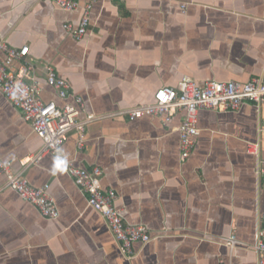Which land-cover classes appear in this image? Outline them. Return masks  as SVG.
<instances>
[{
    "label": "crops",
    "instance_id": "crops-1",
    "mask_svg": "<svg viewBox=\"0 0 264 264\" xmlns=\"http://www.w3.org/2000/svg\"><path fill=\"white\" fill-rule=\"evenodd\" d=\"M74 1L81 9L64 12L45 0H0V35L11 47L30 48L40 98L63 106L46 80L45 66L55 67L70 94L84 100L80 120L151 104L185 76L202 85L264 75V0ZM89 5L88 32L77 40L65 26L78 27ZM184 117L179 111L169 125L150 116L99 118L87 123L82 150L74 131L61 149L77 167H100L126 223L148 229L152 241L134 243L129 258L59 154L23 166L43 142L0 92V159L32 186L49 184L60 212L57 220L43 217L4 189L0 175V264H259L264 108L247 102L237 111L201 110L188 159L178 130ZM233 235L236 248L226 242Z\"/></svg>",
    "mask_w": 264,
    "mask_h": 264
},
{
    "label": "built area",
    "instance_id": "built-area-1",
    "mask_svg": "<svg viewBox=\"0 0 264 264\" xmlns=\"http://www.w3.org/2000/svg\"><path fill=\"white\" fill-rule=\"evenodd\" d=\"M45 1L52 2L64 12H75L81 9V4L74 0ZM90 10L91 5L86 6L78 27L75 28L71 23L65 26L67 32L77 40H83L88 32ZM0 53L5 55L4 60L0 58V92L12 106L22 112L23 118L31 124L33 133L43 142L41 150L26 158L22 162L23 166L27 168L32 164H38L48 154H59V161L67 165L70 177L81 193L87 197L89 207L104 218L122 253L129 258L133 255L134 243L145 245L152 241V237L145 226H133L126 223L122 210L116 206L118 195L114 190H105L102 186L103 170L100 167L96 166L91 170L77 167L60 154L68 135L73 131L78 134V149L82 150L85 145L88 122L105 117L125 116L136 120L150 116L159 117L165 125H169L180 111L185 113L184 120L178 129L180 150L182 158L188 159L196 146L195 138L199 133L198 118L201 110L237 111L247 102L264 108V75L247 83L207 81L202 85L193 78L185 76L178 88L159 89L151 104L121 110L103 117L89 115L83 121L80 120L81 113L85 109L83 98L70 94V83L59 76L54 66L51 64L45 66L46 80L58 97L65 101L63 106H58L54 101L44 102L40 98L42 88L37 80L30 76L34 66L28 61L30 55L28 46L21 49L11 47L0 35ZM15 62H19L20 66L12 70L11 67ZM71 98L72 102L69 101ZM251 148L254 149L253 153L258 154L257 146L253 145ZM0 175L6 178L4 189L14 191L24 201L34 206L43 217L50 220L59 219L60 212L50 194L49 184L40 188L32 186L22 173L13 171L12 161L3 159H0ZM259 175L262 177L264 189V160L260 163ZM226 242L231 248L240 245L235 235ZM255 249L259 256V264H264V213Z\"/></svg>",
    "mask_w": 264,
    "mask_h": 264
}]
</instances>
